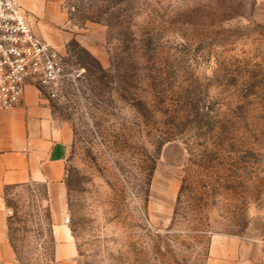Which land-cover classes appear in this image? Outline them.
Instances as JSON below:
<instances>
[{
  "label": "rangeland",
  "instance_id": "obj_1",
  "mask_svg": "<svg viewBox=\"0 0 264 264\" xmlns=\"http://www.w3.org/2000/svg\"><path fill=\"white\" fill-rule=\"evenodd\" d=\"M72 133L65 224L78 264H206L214 235L264 242V0H61ZM25 92V93H26ZM16 264H53L42 185L5 188Z\"/></svg>",
  "mask_w": 264,
  "mask_h": 264
},
{
  "label": "crops",
  "instance_id": "obj_2",
  "mask_svg": "<svg viewBox=\"0 0 264 264\" xmlns=\"http://www.w3.org/2000/svg\"><path fill=\"white\" fill-rule=\"evenodd\" d=\"M18 1L34 20H40L43 35V25L58 18L61 0ZM71 139L69 127L54 120L49 104L35 97L31 88L18 105L0 115V264H16L6 235L5 188L27 184L42 185L45 191L53 219V264H78L76 244L64 218ZM206 264H264V242L214 235Z\"/></svg>",
  "mask_w": 264,
  "mask_h": 264
},
{
  "label": "built area",
  "instance_id": "obj_3",
  "mask_svg": "<svg viewBox=\"0 0 264 264\" xmlns=\"http://www.w3.org/2000/svg\"><path fill=\"white\" fill-rule=\"evenodd\" d=\"M62 65L18 0H0V115L18 105L27 87L58 95Z\"/></svg>",
  "mask_w": 264,
  "mask_h": 264
}]
</instances>
